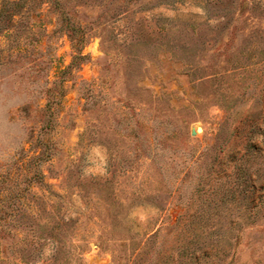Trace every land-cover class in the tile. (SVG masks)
Instances as JSON below:
<instances>
[{
	"label": "rangeland",
	"instance_id": "374dc122",
	"mask_svg": "<svg viewBox=\"0 0 264 264\" xmlns=\"http://www.w3.org/2000/svg\"><path fill=\"white\" fill-rule=\"evenodd\" d=\"M0 264H264V0H0Z\"/></svg>",
	"mask_w": 264,
	"mask_h": 264
}]
</instances>
